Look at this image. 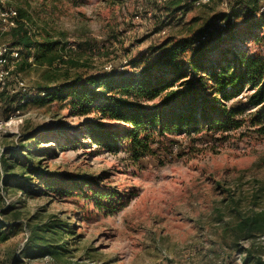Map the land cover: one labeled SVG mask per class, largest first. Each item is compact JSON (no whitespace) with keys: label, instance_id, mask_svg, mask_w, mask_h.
I'll return each instance as SVG.
<instances>
[{"label":"rangeland","instance_id":"374dc122","mask_svg":"<svg viewBox=\"0 0 264 264\" xmlns=\"http://www.w3.org/2000/svg\"><path fill=\"white\" fill-rule=\"evenodd\" d=\"M0 2L22 15L34 41H58L67 61L45 68L58 74L55 83L42 78L44 68L31 65L32 55L30 66L20 69L25 51L0 27V44L19 52L12 74L30 92L20 100L12 80L0 90V222L7 234L0 264H242L251 244L264 254V233L237 227L256 214L264 221V136L246 126L225 137L169 136L154 147L155 155L133 162L122 151L94 153L78 135L79 124L92 116H74L67 100L31 101L53 93L67 77L84 78L109 66L136 72L133 63L153 60L166 40L212 31L216 19L232 11L222 0H147L139 20L134 14L143 0ZM233 12L237 25L245 26L240 8ZM251 48L264 54V45ZM74 138L71 147L67 142ZM26 149L35 150L41 174L58 181L90 178L93 188L111 190L109 201L120 203L99 209L84 195L54 193L36 175L3 168V160ZM59 224L74 233L55 229ZM41 236L55 255L41 247Z\"/></svg>","mask_w":264,"mask_h":264},{"label":"trees","instance_id":"16d2710c","mask_svg":"<svg viewBox=\"0 0 264 264\" xmlns=\"http://www.w3.org/2000/svg\"><path fill=\"white\" fill-rule=\"evenodd\" d=\"M259 3L260 0H227L226 10L232 11L219 16L212 31L189 32L181 38L166 40L153 60L133 63L138 67L136 72L110 68L84 78L67 77L53 93L46 92L31 101L43 104L54 99L67 100L68 110L74 116H92L79 124L83 130L78 135L94 146V153L122 151L133 162L155 155L154 147L169 136L206 133L225 137L242 126L264 136V54L251 50V44L264 45V11H259ZM235 6L241 10L245 26L239 27L235 22ZM27 26L18 13L17 26L8 30L13 45L25 51L19 68L30 66L28 58L32 55L31 65L44 68L42 78L49 83L57 82L58 74L45 68L56 61L67 62L60 58L59 42L48 38L34 41ZM204 34L207 36L200 39ZM38 89L43 92L48 88L38 86ZM21 99L26 100L20 95ZM76 142L74 138L67 143L74 147ZM24 151L25 154L13 152L9 162L3 160V168H18L22 176L36 175L54 193L84 195L99 209H112L120 203V199L109 201L115 195L111 190L93 188L90 178L66 176L58 181L52 179V174H41V164L32 155L35 150ZM83 187L89 189L87 194ZM260 223L264 221L256 214L239 222L237 227L264 233ZM2 227L4 224L0 222V242L7 239ZM55 229L74 233L67 224H59ZM38 240L44 241L41 247L48 248L50 255L57 253L43 236ZM245 251L242 264H264V254L257 253L254 245Z\"/></svg>","mask_w":264,"mask_h":264},{"label":"built area","instance_id":"2783aa9c","mask_svg":"<svg viewBox=\"0 0 264 264\" xmlns=\"http://www.w3.org/2000/svg\"><path fill=\"white\" fill-rule=\"evenodd\" d=\"M147 0H143L138 8L139 11L134 14V19H140V10L144 7V2ZM166 0H156V2H164ZM207 1V0H202ZM223 6H227V0H222ZM227 11V10H226ZM259 11H264V0H260L259 3ZM18 24V13L14 8L5 6L0 2V27L5 30H10L13 27H16ZM218 24L223 27L224 24L222 22H218ZM164 33V31H162ZM207 34H204L200 37V39H204ZM19 59V52L17 48L11 47L5 44H0V90H2L9 80H12L15 83L16 88L23 96L26 98L29 95V90H27L26 85L18 76L13 75V68L16 61ZM111 66L106 67V70H109ZM12 93L16 90L12 89Z\"/></svg>","mask_w":264,"mask_h":264}]
</instances>
